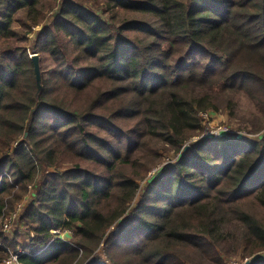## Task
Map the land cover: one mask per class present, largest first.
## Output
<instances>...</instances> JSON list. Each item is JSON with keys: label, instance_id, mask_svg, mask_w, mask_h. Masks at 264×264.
Wrapping results in <instances>:
<instances>
[{"label": "trees", "instance_id": "obj_1", "mask_svg": "<svg viewBox=\"0 0 264 264\" xmlns=\"http://www.w3.org/2000/svg\"><path fill=\"white\" fill-rule=\"evenodd\" d=\"M95 1L0 0V226L33 199L17 263L262 264L264 135L198 138L130 206L217 100L264 111V0ZM19 236L0 227L12 252Z\"/></svg>", "mask_w": 264, "mask_h": 264}, {"label": "rangeland", "instance_id": "obj_2", "mask_svg": "<svg viewBox=\"0 0 264 264\" xmlns=\"http://www.w3.org/2000/svg\"><path fill=\"white\" fill-rule=\"evenodd\" d=\"M85 1L88 2L87 5L88 7H96L95 4L97 3L95 0H85ZM50 20H52V16L47 20V23ZM38 30L40 29L39 28L35 29L33 34L29 35V41L33 39L34 33H36ZM28 50H30L29 51L30 54H34V51H32L31 49ZM42 60L43 62L47 63L46 56L43 57ZM226 100L227 99H219L215 102L217 106L215 110L214 109L206 110V112H208V118L206 120L202 118L203 119L202 125L204 124L203 131L198 136L188 139L185 142L186 147L181 152L179 151L175 153V150L171 149V147L164 144L159 145L158 151L161 154V158L153 167H151V169L147 172L146 176L139 181V189L136 193L135 200H133V202L131 203L130 210H132L137 205V203H139L141 199V195L143 194L144 190L147 188L148 184L150 183V179L151 178L154 179L155 177H157L158 173L161 172L160 169H162L165 165L172 163L174 160H176L180 156V153L188 150L189 146L195 143L198 138H201V136H203L205 129L215 130L221 127H229L231 130L242 134L239 136L242 137L243 139H250V140H259V138L264 135V111L259 108V106L256 104L255 101H253L251 98H249L246 94L243 93L231 95L230 99H228L229 103H227ZM52 169L54 168H51L49 170L53 172L54 170ZM31 200L33 199L30 198L29 195L27 197H24L23 200L18 203V204H22V207L18 213L17 219L12 224V234L20 235L19 236L20 240H19V244L17 245L16 251L13 253L23 250V246L31 243V235L29 236L25 234V222L22 221L21 219L25 207L27 206V204H29V202H31ZM245 203L248 207H251L254 202L250 197L245 201ZM223 232L230 236H236L237 230L234 226H230L224 229ZM69 234L61 232L56 235L62 238L63 240L70 242L71 235ZM98 254L102 256L101 257L102 261H104L105 258L103 255V244H101L98 250ZM263 254L264 253L259 254V256L255 257L262 264H264ZM253 259L254 258H251V261ZM243 260L244 258H242L240 253L237 252L231 257L227 258L225 260V264H230L232 261H243Z\"/></svg>", "mask_w": 264, "mask_h": 264}, {"label": "built area", "instance_id": "obj_3", "mask_svg": "<svg viewBox=\"0 0 264 264\" xmlns=\"http://www.w3.org/2000/svg\"><path fill=\"white\" fill-rule=\"evenodd\" d=\"M34 55H37L35 52L34 54H30L29 56L32 57ZM204 120H206L208 118V112H201L199 114ZM203 123V121H202ZM204 125V124H203ZM220 135H225L227 137H240L239 135H242L238 132H235L233 130H231L229 127H221V128H217L215 130H207L205 129L203 136H201V138H205V137H217ZM29 189H31V186H29ZM22 207V204H18L15 208V211L9 213L6 218L3 220V222L1 223V229L6 232V233H10L12 234V224L13 222L17 219L18 213L20 211ZM19 209V210H18ZM54 234H58L60 233L59 231H52ZM64 233L69 234L70 231H65ZM71 234V233H70ZM0 248L4 249L5 251H7V258L4 259L2 262H0V264H18V257L20 254L26 253V249L25 246H23V250H20L16 253H13L7 246H5L4 244H2L0 242ZM251 262V258L250 259H245L243 261H232L230 264H250Z\"/></svg>", "mask_w": 264, "mask_h": 264}, {"label": "water", "instance_id": "obj_4", "mask_svg": "<svg viewBox=\"0 0 264 264\" xmlns=\"http://www.w3.org/2000/svg\"><path fill=\"white\" fill-rule=\"evenodd\" d=\"M31 58L34 61V69H35V74H36V81H37V84H38V86L40 88V86H41L40 85V72H39V65H38L39 57H38V55H34Z\"/></svg>", "mask_w": 264, "mask_h": 264}]
</instances>
